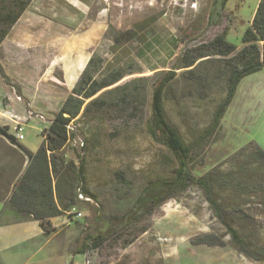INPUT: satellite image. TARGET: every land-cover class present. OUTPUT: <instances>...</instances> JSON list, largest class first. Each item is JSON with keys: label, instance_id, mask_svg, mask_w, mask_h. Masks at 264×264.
<instances>
[{"label": "rangeland", "instance_id": "obj_1", "mask_svg": "<svg viewBox=\"0 0 264 264\" xmlns=\"http://www.w3.org/2000/svg\"><path fill=\"white\" fill-rule=\"evenodd\" d=\"M82 1L88 6L79 4V10H72L64 0H34L28 21L30 39L17 44L8 37L0 47V124L10 134L18 123L25 125L26 140L18 144L34 151L71 94L69 82L77 71L68 72L85 63L93 51L110 68L139 72L120 83L131 82L129 92L138 97L136 116L122 110L127 108L118 99L122 93H114L101 113L93 109L76 121L86 150L66 148L68 159L77 165L84 162V187L92 198L77 208L83 216L73 227L81 231L82 240L86 235L111 234L107 226L129 212L149 182L173 176V158L148 135L147 123L156 74L173 70L188 54L198 59L191 68L198 83L188 80L187 74L182 76L184 69L177 71L178 79L165 98L168 117L193 149L195 174L215 171L227 178L228 185L213 186L214 196L227 217L236 219L235 229L250 244L264 246V193L247 194L238 188L264 184V167L251 155L252 146L264 151V70L241 81L221 128L214 132L213 115L226 96L231 57L206 56L209 43L225 30L229 41L241 48L240 38L260 0H230L216 21L210 16L213 0ZM114 31H135L137 38L116 43ZM71 37L80 43H68ZM24 163L19 145L0 135V189ZM239 208L243 211H236ZM205 234L222 238L226 246L221 249L237 255L204 191L193 185L133 228L110 237L101 249H91L86 258L89 264H209L204 256L211 252L192 244ZM133 235L137 239L127 244ZM239 254L243 262H251ZM79 257L85 264V256Z\"/></svg>", "mask_w": 264, "mask_h": 264}, {"label": "trees", "instance_id": "obj_2", "mask_svg": "<svg viewBox=\"0 0 264 264\" xmlns=\"http://www.w3.org/2000/svg\"><path fill=\"white\" fill-rule=\"evenodd\" d=\"M32 2L33 0H0V47ZM229 2L230 0H213L210 12L212 21L222 16L228 9ZM112 37V41L116 43L123 40L133 41L137 38V33L135 31L116 33L114 31ZM240 43L241 48L239 49L238 45L229 41L228 31L225 30L209 43L206 53V56L231 57L227 61L226 96L213 115L212 129L214 132L221 128L224 116L235 98L241 81L251 74L264 70V0H260L249 26L240 38ZM197 60L186 54L173 70L158 72L151 96L147 133L173 158V176L149 182L134 201L129 212L107 226L111 234L106 235L101 232L96 236L86 235L83 238L82 254H87L91 249H101L110 237L117 235L119 231L133 228L166 201L174 199L191 186L197 185L204 191L215 216L226 228L238 252L253 263L264 262V246L250 244L243 239L234 227L237 225L236 219L227 217L228 214L224 211V207L214 196L213 186L228 185L227 178L223 179L215 171L204 176L195 174L193 149L184 141L180 131L173 125L167 114L165 98L171 84L178 79L177 71L184 69L182 76L187 74L188 80L198 83L195 71L191 69ZM106 63L103 56L95 51L92 52L71 94L62 103L50 126L43 131L44 140L36 152L18 144L15 136L9 133V128L0 124V135L12 144L19 145L25 162L13 179L0 189V201L7 199L0 215V225L32 218L39 221L44 231L47 232L52 227L51 219L57 217L72 219L74 218L70 214L72 209L78 208L82 203H88L78 199L77 190L80 186L82 192L87 193L84 187L86 169L83 161L77 165L76 162L68 159L66 148L70 136L67 126L77 120L82 113L87 115L93 109L101 113L107 107L110 96L118 92L122 93L118 98L121 100L120 104L127 106L125 110H122L129 112L132 116L138 113V97L129 92L131 82L120 84L126 77L138 74V70L122 67L110 68ZM129 98L132 99L131 102H128ZM252 149V159L264 167V151L258 146H252ZM85 150L86 148L83 151ZM78 156L82 158L80 154ZM241 156L245 155L241 154ZM254 173L252 172V177ZM238 188L239 191H246L247 194L264 193L262 182L252 185V188L249 185L238 186ZM236 211L242 212L243 210L239 208ZM146 231L145 228L142 232ZM132 237L127 244L134 243L138 235ZM192 244L208 247L226 246L224 240L214 234L199 236L192 240Z\"/></svg>", "mask_w": 264, "mask_h": 264}, {"label": "crops", "instance_id": "obj_3", "mask_svg": "<svg viewBox=\"0 0 264 264\" xmlns=\"http://www.w3.org/2000/svg\"><path fill=\"white\" fill-rule=\"evenodd\" d=\"M64 1L68 3L72 10H79V4L85 7L88 6V3L82 0ZM30 11L31 6L8 35L17 44H26L31 37L28 27V21L31 18ZM40 15L38 19H41ZM44 19L47 21L48 17L44 15ZM71 38L68 43H80V40ZM88 42L86 40V44ZM89 59L90 57H86L85 63L80 66L75 65V69L68 72L73 75L74 71H77L73 75H76V77L69 82V84H73L71 89H73ZM29 150L32 152L37 151ZM6 201L7 199L0 201V215ZM7 218L11 219L10 216H7ZM76 221L75 218L71 219L70 217L53 218L51 219L52 227L47 232L44 231L39 221L32 218L22 222L10 221L0 225V264H82L79 256L83 252V240L81 231L73 227ZM199 248L202 251L208 249L211 252L204 256L209 264H252V262H243L240 258V252L233 256L221 247L199 246ZM83 255L85 256V262L83 263L86 264L87 255Z\"/></svg>", "mask_w": 264, "mask_h": 264}, {"label": "built area", "instance_id": "obj_4", "mask_svg": "<svg viewBox=\"0 0 264 264\" xmlns=\"http://www.w3.org/2000/svg\"><path fill=\"white\" fill-rule=\"evenodd\" d=\"M41 118L43 120H45V118L43 116ZM76 121L77 120L72 121L67 126L68 133L70 136V140L68 142V145H71L74 149L78 150L79 152H83V150L85 149V146H86V142L81 137V135L79 134L78 124ZM25 132H26L25 125L18 123L17 126L15 127V133L13 135L15 136V138L17 139L18 142H24L26 140ZM74 135L76 137L73 138L72 136H74ZM81 188L82 187L80 186L77 190L79 201L92 202V198H90L85 193H83ZM70 214L76 219H79L83 216L81 212H78L77 208H73ZM86 264H89V261L87 260V258H86Z\"/></svg>", "mask_w": 264, "mask_h": 264}]
</instances>
